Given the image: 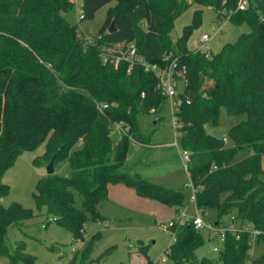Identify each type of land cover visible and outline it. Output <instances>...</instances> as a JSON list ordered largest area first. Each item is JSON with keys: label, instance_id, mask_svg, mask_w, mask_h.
<instances>
[{"label": "trees", "instance_id": "1", "mask_svg": "<svg viewBox=\"0 0 264 264\" xmlns=\"http://www.w3.org/2000/svg\"><path fill=\"white\" fill-rule=\"evenodd\" d=\"M81 1V20H87L114 0ZM239 2L118 0L91 40L68 20L72 0H0V257L11 264H35L25 242L13 248L7 244L10 229H22L36 214L18 202L2 203L10 191L2 176L25 149L42 143L45 158L55 157V173L40 178L34 193L37 206L46 207L51 216L44 227L54 221L84 241L87 221L104 219L100 207L110 184L131 187L175 214L186 207L182 190L152 182L137 170H123L130 142L152 144L153 131H142L140 116L152 114L156 123L164 121L160 111L168 98L160 76L141 61L131 70L126 60L117 67L103 61L106 49L117 43H134L139 59L161 69L177 64L173 75L183 83L176 96L178 138L190 155L186 170L198 211L205 217L216 209L218 224H226L223 217L234 213L241 227L251 224L264 232V0H252L244 10ZM194 3L201 8L174 40L177 18ZM203 7L213 9L219 24L246 22L251 31L217 53L190 51L188 39L201 23ZM222 108L229 115L247 116L229 129L232 145L205 129L209 121L218 123ZM116 122L124 130L118 141L112 136ZM244 148L250 153L235 161ZM66 159L70 173H56ZM75 190L83 195L82 208L76 205ZM165 226L174 233L166 250L169 264H264V252L251 255L246 230L239 236L228 230L218 258L212 259L198 257L205 237L192 222ZM147 249L140 246L139 252L153 264ZM91 252L92 241L82 264ZM78 254L69 264H75ZM99 259L89 264H100Z\"/></svg>", "mask_w": 264, "mask_h": 264}, {"label": "rangeland", "instance_id": "2", "mask_svg": "<svg viewBox=\"0 0 264 264\" xmlns=\"http://www.w3.org/2000/svg\"><path fill=\"white\" fill-rule=\"evenodd\" d=\"M72 1L74 10L67 15L68 20L77 24L79 31L91 40L98 36V30L106 19L108 8L118 4V0H114L101 8L94 19L81 20L82 2L81 0ZM199 8L201 6L194 3L177 18L172 31L174 40L181 36L185 27L193 22L195 11ZM250 31L251 27L246 22L236 24L226 20L219 24L213 9L203 7L201 23L192 30L188 39V49L190 51L198 50L204 41V35L209 34L211 36L208 41L210 52L217 53L226 43L235 42L241 34ZM106 50H113V47H108ZM179 85L180 90L183 83L180 81ZM176 100L175 98L174 101ZM176 110L177 106L168 102L160 111V115L164 116L165 120L159 123H154L155 115L140 116L142 129L146 133L153 131L152 142L155 145L145 149L130 142L123 170L139 169L141 175L152 182L182 190L186 195L187 213L195 214L197 208L192 201L194 190L184 166L181 138H177L172 124L173 112ZM246 117L245 114L229 115L226 109L222 108L218 123L209 121L205 124V129L212 135L226 138L228 145H232L233 142L228 138V131ZM112 136L115 141H118L122 132L115 127ZM176 142L179 145H175ZM45 152V143L36 149H25L2 176L3 183L10 186L9 193L2 197V203L9 206L18 202L36 214L35 217L26 221V225L22 229L16 227L10 229L6 240L10 248H13L18 241L25 242L26 251L35 257V264H69L75 254L79 252L75 264H82L83 252L87 244L92 241V252L86 261L87 264L97 258H100V264H122L124 262L147 264L146 256L139 252L140 246L147 245L148 255L153 264H169L168 259L164 263L161 259L167 256L166 250L174 240L172 231L165 226L166 223L169 225V221L174 217V209L154 199L140 197L133 188L123 184H110L108 199L100 207L104 219L90 218L87 221L84 241L76 240L70 230L54 221L44 227L51 216L46 214V207L39 208L37 206L34 193L39 179L48 175L47 166L51 158L46 159ZM249 153L247 148L240 150L235 161L243 159ZM56 173L60 175L70 173L67 159L56 166ZM74 193L76 205L82 208L83 195L76 190ZM234 218L235 214L233 213L224 216L222 220L227 225L241 226L240 222ZM205 219L215 224L218 219L217 210H209ZM202 233L205 243L197 250L198 257L218 258L223 246L222 241L207 228H204ZM215 247H218L219 250L216 251ZM263 252L264 244L257 243L252 247L250 253L256 257ZM0 264L11 263L8 258L0 257ZM19 264L24 263L20 262Z\"/></svg>", "mask_w": 264, "mask_h": 264}, {"label": "built area", "instance_id": "3", "mask_svg": "<svg viewBox=\"0 0 264 264\" xmlns=\"http://www.w3.org/2000/svg\"><path fill=\"white\" fill-rule=\"evenodd\" d=\"M252 0H240L239 2V8L240 9H246L250 6ZM211 39V36L209 34L204 35L203 42L201 43V46L199 47V50H202L204 52H207L210 54V46L208 44V41ZM119 46L120 48H118ZM117 47V48H114ZM122 60H126L130 63L129 70L133 67L136 60L141 61L142 64L145 66L146 70H153L155 71L161 78V88L163 93L168 98V102L171 104H175L178 107L179 101L175 100L178 92H179V83L180 81L176 80L173 75V70L176 67V63L173 62L168 69H161L156 64H148L146 62H143L141 59L137 57L136 52V46L134 43H117L113 46V50H108L103 54V61L107 63H111L114 66H118ZM107 105H103L102 107H106ZM154 113V109L152 110ZM172 124L174 126V129L176 131L177 138L180 134V123L178 122L176 111L173 112V118H172ZM115 127H117L122 133L124 132L122 126L123 124L121 122H116L114 124ZM176 145H179L178 142H176ZM183 156H184V166L187 169V164L190 159V155L188 151L183 150ZM192 201L195 203V195L193 194ZM187 207H184L182 210H180L178 213L174 215V217L169 221L168 226H173L175 222L184 223V222H192L197 229L203 230L204 228H207L210 230V232H214V234L224 243L226 233L228 230L232 231L235 235L239 236V233L243 230H246L250 233V240L249 245L252 247L257 243H263L264 244V232L258 228L253 227L251 224H245L243 227H234L231 224H218V223H211L206 221L205 217L196 210L195 214H189L186 211ZM197 208V207H196ZM210 234V233H209ZM174 235V233H173ZM216 251L219 250L218 247L214 248ZM168 259V256L162 257L161 261L162 263L166 262Z\"/></svg>", "mask_w": 264, "mask_h": 264}, {"label": "water", "instance_id": "4", "mask_svg": "<svg viewBox=\"0 0 264 264\" xmlns=\"http://www.w3.org/2000/svg\"><path fill=\"white\" fill-rule=\"evenodd\" d=\"M115 31V24H112L111 27V32ZM154 123H156V121H154ZM47 172L48 174H53L55 173V157L53 156L52 159L50 160L48 166H47Z\"/></svg>", "mask_w": 264, "mask_h": 264}, {"label": "crops", "instance_id": "5", "mask_svg": "<svg viewBox=\"0 0 264 264\" xmlns=\"http://www.w3.org/2000/svg\"><path fill=\"white\" fill-rule=\"evenodd\" d=\"M82 2V1H81ZM143 130V129H142ZM143 132L144 133H146V131H144L143 130ZM134 143H136V142H134ZM137 145H140V146H142V147H144L145 149H149L151 146H153V145H155L153 142H152V144H150V145H144V144H141V143H136ZM175 145H176V143H175ZM135 170H137L138 172H140L139 171V169H135ZM122 185V184H121ZM106 201V200H105ZM105 201L102 203V205L105 203ZM102 205H101V207H102ZM174 211V213H175V210H173ZM132 264V263H131Z\"/></svg>", "mask_w": 264, "mask_h": 264}]
</instances>
